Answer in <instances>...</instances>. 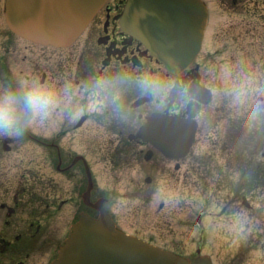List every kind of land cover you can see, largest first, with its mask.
Returning <instances> with one entry per match:
<instances>
[{"label":"flooded vegetation","instance_id":"af4514ba","mask_svg":"<svg viewBox=\"0 0 264 264\" xmlns=\"http://www.w3.org/2000/svg\"><path fill=\"white\" fill-rule=\"evenodd\" d=\"M202 1L209 12L217 1L228 18L217 29L228 34L231 46L228 94L220 82L223 58L208 52L173 76L125 37L118 27L124 0H110L69 49L14 35L0 0V96L18 98V133L0 130V264H50L78 215H93L82 200L93 151L106 160L112 184L99 186L101 195L94 188L90 200L108 198L103 189L115 191L124 231L151 241L168 234L184 238L180 254L191 264L197 254H208L214 264H264V0ZM22 82L34 84L23 88ZM34 87L52 94L53 107L44 116L53 112L57 118V137L29 136L23 94ZM196 88L211 92L209 104L195 97ZM93 103L97 112L91 114ZM154 113L168 117L169 126L177 117L185 120L167 127L160 119L150 130L159 140L174 141L172 154L180 152L175 159L141 135ZM81 115L83 126L97 117V127L113 135L93 149L88 132L79 135ZM188 121L192 126L184 133ZM171 129L174 136L163 137ZM113 184L118 188L110 189ZM159 194L168 200L155 215L150 204ZM176 217L181 229L172 227ZM213 238L223 246L208 253L206 242Z\"/></svg>","mask_w":264,"mask_h":264},{"label":"water","instance_id":"95a60500","mask_svg":"<svg viewBox=\"0 0 264 264\" xmlns=\"http://www.w3.org/2000/svg\"><path fill=\"white\" fill-rule=\"evenodd\" d=\"M106 0H7V21L24 38L67 46ZM206 11L196 0H129L123 28L174 73L200 49ZM101 211V209H100ZM53 264H187L186 260L127 236L103 214L83 218ZM196 264H208L197 261Z\"/></svg>","mask_w":264,"mask_h":264},{"label":"rangeland","instance_id":"374dc122","mask_svg":"<svg viewBox=\"0 0 264 264\" xmlns=\"http://www.w3.org/2000/svg\"><path fill=\"white\" fill-rule=\"evenodd\" d=\"M211 5V22H210V27L208 30L209 32H207V41L204 44V51H214V48H216V44H221L222 42L226 41L224 39H228V34L224 33V32H219L222 28H224L223 26V22L228 20V18L226 16H222V13L219 12L218 10V2L217 1H211L210 2ZM219 28V31L217 32V29ZM230 49L231 46L227 49V53L224 55L226 57L230 56ZM223 83L226 84V86H228V69H223ZM230 78V77H229ZM34 83L32 82H22V86L23 88H25L26 86H31ZM141 89L146 90L145 87H141ZM53 107V106H52ZM95 107V103L92 104V106L89 108L88 112H90L91 114H94L95 112H97V110L94 108ZM54 109V108H52ZM97 117H94V119H92V121H89L88 123H86L83 126V131L79 134L82 135L84 132H88V134L91 136L92 139V147L93 149L95 148L96 145H98L100 143V141L102 140V138L104 136H112L113 133L111 131L108 130V128H104V127H97V121H96ZM48 120L49 124L48 126L45 125L44 121ZM57 120V118L54 117L53 112L49 113L47 115V117L44 116V114L38 115L35 118H32V121L30 122V128L33 132L37 133V132H41L39 134H43V135H47L49 136L50 134H53L56 129L54 128V122ZM58 131V130H57ZM105 162L102 160L101 155H99V153H97L96 151H93V158H92V170L93 173L95 175L96 181L98 183L99 186L103 187L104 184L106 183H111L110 181V177L108 176V173H110L111 169L110 168H105L104 167ZM112 184V183H111ZM114 186L117 187V184H113ZM168 199L165 196L164 198H159L157 197L156 199H154L153 204H152V209L156 213L157 210V204L159 202H166ZM111 212L114 214V216L119 217V213L120 215L122 214V200L121 199H116L114 201V203L111 206ZM155 215H153L152 220L155 222H160L162 221V219H158L155 218ZM178 219V217H176L174 219V221H176ZM176 222L172 224L173 229L175 228ZM179 229L180 226H179ZM154 242L158 245H164L165 243L168 244L169 246H171L172 248L178 249L179 251L182 250V246L184 243V238H179L178 236H171L170 234H168L167 236H164L162 238H155ZM209 243V248L206 246V252L210 253L214 248H222L223 246V242L221 240H216L215 238L207 240L206 244ZM229 250H227L228 252Z\"/></svg>","mask_w":264,"mask_h":264},{"label":"clouds","instance_id":"9594fccd","mask_svg":"<svg viewBox=\"0 0 264 264\" xmlns=\"http://www.w3.org/2000/svg\"><path fill=\"white\" fill-rule=\"evenodd\" d=\"M24 102L27 104L32 113L33 118L38 115L46 114L47 110L53 106L52 94L45 91L41 87L24 92ZM18 98L11 92H7L0 96V130L11 133L18 130L16 128Z\"/></svg>","mask_w":264,"mask_h":264}]
</instances>
